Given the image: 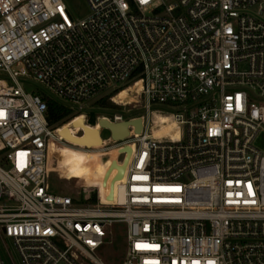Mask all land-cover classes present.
I'll use <instances>...</instances> for the list:
<instances>
[{
  "label": "built area",
  "instance_id": "obj_1",
  "mask_svg": "<svg viewBox=\"0 0 264 264\" xmlns=\"http://www.w3.org/2000/svg\"><path fill=\"white\" fill-rule=\"evenodd\" d=\"M85 2L75 19L64 0H0V264H104L114 225L118 264H264V0ZM137 83L145 115L95 125L140 132L79 146L129 158L114 201L53 192L43 97L75 117Z\"/></svg>",
  "mask_w": 264,
  "mask_h": 264
},
{
  "label": "rangeland",
  "instance_id": "obj_2",
  "mask_svg": "<svg viewBox=\"0 0 264 264\" xmlns=\"http://www.w3.org/2000/svg\"><path fill=\"white\" fill-rule=\"evenodd\" d=\"M64 2L69 8L71 16L75 19H83L89 13V8L85 0H64ZM105 96L107 97L109 95L102 94L95 100L87 103L83 111L80 113H95L97 117H102L104 115L112 118L113 113L118 111V113L123 114L125 119L145 115L144 111L140 110L139 106L136 107V103L120 106V108H100L96 103L105 98ZM134 100L136 101V99ZM172 114V110L161 106H152L150 111L151 119L154 120L157 117L159 121L163 120V122L166 120L160 116L170 117ZM72 120L58 127V130L60 129L58 134L59 138L66 140L67 144L60 142L59 144H56L53 151H51L48 174L51 189L55 193L64 192L66 194L72 193L74 195H78L81 185L85 182L92 185L98 173H95L91 178H87L84 175L83 178L79 179L72 176L73 170L81 169L87 171L97 169V171H99L100 181L104 184L105 188L109 189L107 190L108 193H111V196L108 199L110 201L114 186L117 182H121L124 178V171L129 158H127L126 163L122 166L116 164L117 150L115 149L110 150L108 154L101 158L96 151L88 152L81 149L79 146L91 148L101 145V142H97L96 139V132L98 131L100 125L97 123V125L92 126L88 124V122L85 123L83 117H79L73 121L75 124L72 123ZM82 128L85 129V137L81 139V137L76 134H78ZM154 130H157V128L154 127L153 131ZM100 137L107 145H111L113 143L111 133L107 129H100ZM128 149L131 150L130 147H128ZM108 159L109 161L106 164ZM121 159L122 156H120L118 160L121 161ZM116 170L119 171L117 176H115ZM112 233L113 234L110 238L106 240L108 244L102 246L94 253V257L101 260L104 264H118L123 255L125 238L124 236L119 235L118 225H114L112 227ZM10 252L12 253L15 261L18 262L17 255L12 247H10Z\"/></svg>",
  "mask_w": 264,
  "mask_h": 264
},
{
  "label": "bare ground",
  "instance_id": "obj_3",
  "mask_svg": "<svg viewBox=\"0 0 264 264\" xmlns=\"http://www.w3.org/2000/svg\"><path fill=\"white\" fill-rule=\"evenodd\" d=\"M119 90L120 91H118L117 93L112 94L111 96L109 95L110 97H109L108 100L113 105L117 106L118 108H120V106L130 105L131 103H136V107L141 106V103H142V100H141V85L139 83H137L135 85H132L130 87L121 88ZM121 92H124V103L121 100L118 99V97H119ZM134 99H136V101ZM80 116H82L85 119L84 114H82V113L76 115L73 119H75L77 117H80ZM160 117H163L164 120H166L165 122H167L166 117H164V116H160ZM105 119H102V120H105ZM75 120H72V123L75 124V122H73ZM105 121L109 122L108 120H105ZM160 122L165 123V122H163V120H161ZM109 123H112V122H109ZM130 124L135 125L136 123L135 122H130ZM171 128H172L171 124L163 125L160 129L154 130V135H159L161 133H164V134H170L174 138L175 135L171 132ZM59 132H60V129L59 130L57 129V131L55 132V138L57 140L53 139V140H51L49 142V147H48V173H49V158H50L51 151H53V148L55 147L56 144L60 143V141H58L60 139L59 135H58ZM84 137H85V135L82 136L81 139L84 138ZM97 142H100V141L97 140ZM95 173H98V174L96 175L94 183L92 185H100L101 186V193L103 194V197H104V196H106L108 194L107 190H109V189L105 188L104 184L100 181L99 171H97V169H91V170H87V171L81 170V169L73 170L72 176L75 177V178L81 179L85 175L87 178H91ZM85 183L87 184V182H85ZM118 183H120V182H117L116 185L113 188L111 201H114V199H115L114 198V193H115V188L117 187ZM87 185H89V184H87Z\"/></svg>",
  "mask_w": 264,
  "mask_h": 264
},
{
  "label": "trees",
  "instance_id": "obj_4",
  "mask_svg": "<svg viewBox=\"0 0 264 264\" xmlns=\"http://www.w3.org/2000/svg\"><path fill=\"white\" fill-rule=\"evenodd\" d=\"M120 90H117L115 93H117ZM125 92V91H124ZM124 92H121L118 99L121 100L124 103ZM113 93V94H115ZM112 95V94H111ZM110 95V96H111ZM105 97L98 101L96 104L100 108H118L117 106L113 105L109 102V97ZM43 99L45 100L47 104V121L48 124L52 127H59L66 123H68L70 120L73 119L74 115L71 110H69L67 107L63 106L58 101L51 99L47 96H44ZM82 117V116H80ZM97 115L95 113H88L87 114V122L88 124L94 126L96 121ZM79 118V117H77ZM75 118V119H77Z\"/></svg>",
  "mask_w": 264,
  "mask_h": 264
},
{
  "label": "water",
  "instance_id": "obj_5",
  "mask_svg": "<svg viewBox=\"0 0 264 264\" xmlns=\"http://www.w3.org/2000/svg\"><path fill=\"white\" fill-rule=\"evenodd\" d=\"M130 122H135L136 124L134 126H136V132H140V130L142 128V125L140 123L141 122L140 119H137L135 121H126V122H123V123H109V122H107L105 120H102V119L98 120L100 128L109 130L110 133H111V137L113 139H123L124 137H126L128 135V133H129L128 132V127L130 125H132V124H130ZM81 130L83 131V136H84L85 135V133H84L85 129L82 128ZM96 133H97L96 134L97 135L96 139L101 142L99 131H97ZM126 152L129 154L130 150L127 148ZM126 161H127V158L125 159L123 165L126 163Z\"/></svg>",
  "mask_w": 264,
  "mask_h": 264
}]
</instances>
